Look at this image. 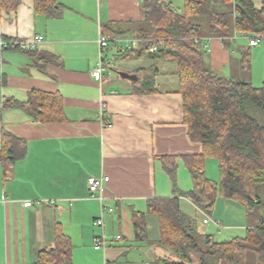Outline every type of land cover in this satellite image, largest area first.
Returning a JSON list of instances; mask_svg holds the SVG:
<instances>
[{"label": "crops", "instance_id": "obj_1", "mask_svg": "<svg viewBox=\"0 0 264 264\" xmlns=\"http://www.w3.org/2000/svg\"><path fill=\"white\" fill-rule=\"evenodd\" d=\"M56 1L51 14L36 13L32 0H21L15 9L0 7L2 38L43 37L34 49L9 47L2 53V97L9 105L3 102L0 109V264H34L58 233L71 244L70 264H158L168 253L157 244L160 222L147 212L148 200L191 190L183 156L202 152L184 121L176 61L124 55L141 47L142 0ZM166 1L184 8L185 0ZM100 35L115 49V66L97 81L91 69ZM235 40L234 33L226 40L203 36L207 65L225 78L235 79V64L243 66V53L250 51L249 37V47ZM147 79L152 83L145 89ZM33 91L57 95L60 121L33 117L40 104ZM3 145H12L13 161ZM167 157H174L175 183L164 169ZM90 176L108 177L94 196ZM28 201L32 205L24 206ZM179 206L191 217L199 211L186 197H179ZM137 212L145 213L143 241L135 240ZM100 217L102 226L96 224ZM220 224L217 219L214 227ZM197 230L205 233L207 227ZM102 234L106 244L95 249ZM116 235L122 240H114Z\"/></svg>", "mask_w": 264, "mask_h": 264}, {"label": "trees", "instance_id": "obj_2", "mask_svg": "<svg viewBox=\"0 0 264 264\" xmlns=\"http://www.w3.org/2000/svg\"><path fill=\"white\" fill-rule=\"evenodd\" d=\"M36 13L51 14L56 0H32ZM21 0H0L1 8L15 9ZM145 27L140 29L141 47L128 49L126 57L174 59L182 97L184 121L189 136L202 145L200 154L183 156L192 180V189L170 198H151L147 212L156 214L161 237L157 244L168 255L158 264H264V222L247 228L245 237L215 241L212 234L200 233L194 218L183 213L179 197L188 198L200 212L211 214L217 196L241 204L246 214L264 206V81L258 87L250 82L225 78L205 61L203 36L223 40L233 33L264 37V0H185L181 11L166 0H142ZM203 20L207 22L204 32ZM156 49L151 51L150 48ZM250 51L243 53L249 66ZM143 81V88H151ZM39 105L32 115L42 122L60 121L57 95L32 92ZM50 99L49 102L44 100ZM5 100L4 107L8 106ZM3 144L8 136L3 133ZM12 145H3L11 156ZM206 158L218 163L219 180L205 173ZM13 161L12 156L9 158ZM164 169L175 183L174 157L163 159ZM135 240L147 238L145 213L133 214ZM71 244L58 233L55 245L38 252L34 264H70Z\"/></svg>", "mask_w": 264, "mask_h": 264}, {"label": "rangeland", "instance_id": "obj_3", "mask_svg": "<svg viewBox=\"0 0 264 264\" xmlns=\"http://www.w3.org/2000/svg\"><path fill=\"white\" fill-rule=\"evenodd\" d=\"M253 2L257 6L260 4V0H253ZM182 6L183 5H176V7L180 9L182 8ZM181 10H183V8ZM203 24H205L203 28L204 32H206L207 27L205 26L207 25V22L203 20ZM235 43L238 46L247 47L248 36H245L243 34H236ZM114 52V47H112L111 43H108V47L106 49V55L108 58V62L106 64L107 67L111 66L114 68L115 66V59L113 57ZM238 52L241 53V51ZM249 62L250 63L248 69L245 68L246 66L244 65V61L243 66L241 67H239L240 64H235L236 74L234 75L236 76L234 77V80L250 82L253 86L258 87L264 81V37H259L258 46L250 47ZM205 173L207 174V177L212 179L213 181L219 180L218 163L215 158H206ZM204 214L205 213H201L199 211H194L192 217L197 218V226L203 225L204 227H207V230L204 231L205 233L212 234L215 241L221 242L230 240L233 237H245L248 227L264 222V206L255 209L252 214L248 216L246 214L245 208L241 204L233 200L225 199L219 195L216 198L211 214H205L209 217V221L206 224L202 223V219L205 217ZM217 219L221 221V224L219 227L215 228L214 225ZM236 223L242 226V228L229 227ZM214 228L215 230L213 232L209 231Z\"/></svg>", "mask_w": 264, "mask_h": 264}, {"label": "built area", "instance_id": "obj_4", "mask_svg": "<svg viewBox=\"0 0 264 264\" xmlns=\"http://www.w3.org/2000/svg\"><path fill=\"white\" fill-rule=\"evenodd\" d=\"M41 40H43L42 36H35L33 39H30L28 41H17V40H6L0 36V109L3 107V102L4 99L2 97V53L5 49L9 47H15L18 49H34ZM109 40L107 37L104 35H100L98 37V45H99V56L98 59L94 65V67L91 69V76L93 79L100 81L103 77V73L107 69V62L108 58L106 55V49L108 47ZM249 43L251 46H256L259 44V39L257 37H249ZM128 48L133 47L132 45H126ZM156 49L155 46L151 47L150 50L154 51ZM104 103H102L101 106V118H102V110L104 108ZM104 125H107L104 123ZM108 181V177L106 176H101V177H95V176H90L87 179V185H88V190L91 194V196H94L97 192H101L103 189L104 184ZM32 203L30 201L24 203V206H31ZM103 212H112L113 209L107 208V207H102ZM202 213V212H201ZM205 215V214H204ZM209 221V217L205 215V217L202 219V222L206 224ZM96 224L99 226L103 225V219L100 217L96 220ZM114 240L119 241L122 240L121 235H116L114 237ZM106 244V239L104 235L102 234L101 236L97 237L94 242V248L98 249L100 247L105 246Z\"/></svg>", "mask_w": 264, "mask_h": 264}, {"label": "water", "instance_id": "obj_5", "mask_svg": "<svg viewBox=\"0 0 264 264\" xmlns=\"http://www.w3.org/2000/svg\"><path fill=\"white\" fill-rule=\"evenodd\" d=\"M120 75L123 76V77H126V78H132V79L134 78V76H130V75H127L125 73H120ZM179 264H185V263L179 262Z\"/></svg>", "mask_w": 264, "mask_h": 264}]
</instances>
